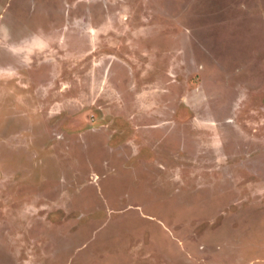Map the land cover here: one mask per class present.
Masks as SVG:
<instances>
[{
	"label": "rangeland",
	"instance_id": "rangeland-1",
	"mask_svg": "<svg viewBox=\"0 0 264 264\" xmlns=\"http://www.w3.org/2000/svg\"><path fill=\"white\" fill-rule=\"evenodd\" d=\"M0 264H264V0H0Z\"/></svg>",
	"mask_w": 264,
	"mask_h": 264
}]
</instances>
